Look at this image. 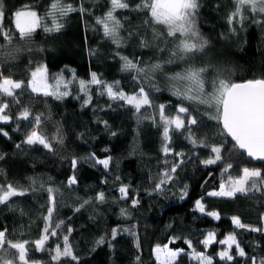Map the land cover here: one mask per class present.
Here are the masks:
<instances>
[{
    "label": "trees",
    "instance_id": "trees-1",
    "mask_svg": "<svg viewBox=\"0 0 264 264\" xmlns=\"http://www.w3.org/2000/svg\"><path fill=\"white\" fill-rule=\"evenodd\" d=\"M51 2L3 0L5 17L0 28L9 33L12 39L9 42L0 34V53L12 52L13 56L0 65L4 75L24 82V89L19 96L21 104L30 106L33 113H43L50 118V122L44 125L45 134L51 138L59 127L63 143L53 141L51 152L40 145L21 144L29 129L25 127L27 122L15 120L21 105L12 104L8 112L13 120L8 124H0V128L8 133V136L0 133V156L3 157L0 159V184L12 183L27 187L30 179L36 178L37 184L43 182L45 188H61L56 193L58 211L55 220L65 221V227L59 230L61 237L66 234L67 226L73 229L69 240L74 252L80 257L79 264H158L152 251L155 245L168 244L170 248H183L188 252L190 250L184 243V238H188L193 241L197 251H205L199 241L204 239L208 231H215L217 240L224 239L229 233H236L241 247L247 253L246 257H239L233 247L235 259L231 262L222 261L216 253L226 246L215 243L207 249V254L213 257V264H252L251 257H256L258 261L264 258V233L235 228L231 221L232 216H239L243 223L264 226L260 220L264 213V191H253L248 196L238 195L235 200L206 195L209 191L217 190L221 180L228 175L222 176V163L208 166L201 163L214 156L211 151L213 146L221 147L224 160L233 164L229 170L232 176L240 175L244 167L259 168L264 172V163H255L243 151L234 148V143L223 131L221 124L211 118L216 114L215 108L192 105V114L199 121L198 125L192 126V131L206 146L194 147L185 138L186 132L171 133L170 146L174 151L184 153V163L177 169L173 181L165 186V190L157 193L153 191L157 182L155 178L166 167L164 160L172 163L180 158L164 156L161 151L162 128L153 125L151 119L143 118L155 114L154 109L145 108L141 110L143 115L135 114L134 109L123 101H112L107 95H100L96 86H92V102L87 107H82L84 97L77 84L70 85L72 94L62 100L31 92L27 87L31 72L39 65H46L50 84L55 83L52 77L60 74L62 69L66 79L71 78L68 69H74L76 76L81 79L88 80L90 73L96 72L109 83L120 81V87L132 94L140 85L132 80L135 73L120 70L121 61L114 57L116 51L130 59L139 58L147 64L161 62L169 75L187 66L182 62L164 64L169 52L141 48L138 37L128 40L122 48L117 49L104 36L102 27L96 24V17H102L109 10V0H63L65 4L75 7L83 4L90 12H71L59 20L64 25L59 32H45L43 25L52 26V17L46 14ZM129 2L135 4L139 0ZM199 2L201 7L196 17L197 27L208 45L205 54H198L192 63L197 66L211 65L206 73V92L213 91L211 81L217 75L227 77L231 82L264 78V22H254L264 21V16L257 14L254 17L250 11H246L247 19L243 24H234L236 32L233 33L227 23V16L234 10V0ZM24 5L37 10L43 17L42 27L32 34L30 42L20 38L14 22L15 12ZM116 15L120 18L131 16L134 26L141 24L145 18L143 13H130L127 10H117ZM156 27L165 31L164 26ZM151 33L149 28L148 39H151ZM121 35L127 37V32L122 31ZM159 47L164 45L159 44ZM173 47V44L168 45L169 49ZM4 59L0 55V60ZM152 83L163 91H154L145 82L143 86L150 92V98L155 99L157 104H167L168 110L174 114L176 105L182 101L171 94L166 77L157 73ZM77 96L80 98L77 99ZM183 103L187 106L189 102ZM17 123L20 126L18 131L14 130ZM113 132L116 135L113 136ZM17 144H21V147L17 148ZM93 154L99 159L111 156L113 159L109 169L105 170L101 165L93 166L89 159ZM73 158L79 161L76 169L78 183L69 189L66 185L68 177L73 174ZM117 176L120 180L115 179ZM105 180L107 183L102 182ZM121 183L131 186L127 200H120L118 188ZM185 186L188 195L181 199ZM101 191L105 193V203H90L79 212L74 211L84 199L94 200ZM132 197L140 201L135 208L131 206ZM201 197L207 210L220 213V220L194 210L196 200ZM47 207L48 193L44 190L29 192L24 197H14L9 206L0 205V229L6 227L11 239H37L44 226L42 217ZM121 208L128 209L129 215L121 216ZM20 209L26 215L21 216ZM114 227L131 229L136 235L121 232L115 240H111V247L107 242L97 245L96 241L102 236L110 239ZM174 236L181 238L174 244L169 243ZM137 238L139 250L136 248ZM55 243L62 244V239L52 238L48 246L54 247ZM29 256L41 260L43 264H56L51 261L48 252H36L33 248ZM137 256L140 261L136 260ZM61 264L76 262L65 259ZM178 264L198 262L190 261L187 255H183Z\"/></svg>",
    "mask_w": 264,
    "mask_h": 264
},
{
    "label": "snow or ice",
    "instance_id": "snow-or-ice-1",
    "mask_svg": "<svg viewBox=\"0 0 264 264\" xmlns=\"http://www.w3.org/2000/svg\"><path fill=\"white\" fill-rule=\"evenodd\" d=\"M109 3V10L102 17H96V24L102 27L104 36L110 39L117 49L122 48L128 40L138 37L141 48H155L160 52H169L168 59L163 62L164 64L182 62L187 66L181 71L173 72L169 75L161 62L147 64L139 58L130 59L128 56L116 51L114 57H118L121 61L120 70L126 73H135L132 75V80L140 85L132 94L126 93L120 87V81L109 83L96 72H91L88 80L81 79L76 76L74 69H68L71 73L70 79L65 78L63 75L64 70L62 69L60 74L52 77L55 83L50 84L46 65H39L31 72V79L27 84L31 92L43 97L62 100L72 94L69 90L70 85L77 84L79 92L84 97L82 107H87L92 102V86H96L100 95H107L112 101H123L134 109L135 114L143 115L141 110L145 108L154 109L155 114L144 116L143 118L151 119L153 125L162 128L161 151L164 156L174 155L180 158L172 163H169L167 159L164 160L166 167L155 178L157 182L153 191L157 193H162L165 190V186L173 181L177 169L184 163V153L176 152L170 146L172 143L171 133L181 132L183 134L186 132L185 138L194 147L206 146L202 140L196 138L195 133L192 131V126L199 123L197 117L192 114L194 110L192 108L193 104L208 105L215 108L216 114L211 116V118L222 125L223 131L234 141V148L244 150L251 159L264 161V78L231 82L229 79L221 78L220 75H217L211 81L213 91L210 93L206 92V73H208L211 65L197 66L192 63L198 54H205V49L208 45V41L203 38L197 27L196 17L201 7L199 0H139V3L135 4L130 3L129 0H109ZM117 10H127L130 13L137 14L143 13L145 18L141 24L134 26L131 16L125 15L120 18L116 15ZM77 11L85 14L89 13L90 9L85 8L83 4L75 7L72 4H65L63 0H52L46 13L47 16L52 17V26L43 25L44 31L59 32L64 26L59 20L66 17L69 13ZM246 11H250L254 17L257 14L264 16V0H234V10L227 16V23L231 32H236L234 24H243L244 20L247 19L245 16ZM4 17L3 0H0V24H2ZM42 19L43 17L39 16L29 5H24L23 8L18 9L15 12V25L19 31L20 38L30 42L32 34L42 27ZM254 22L262 23L264 21L254 20ZM125 25H128V27H125ZM158 25L164 26L165 31L159 30L156 27ZM149 28L152 30L151 39L147 38V30ZM122 31L127 32V37L121 35ZM142 32H144V35H141ZM0 34L9 42L11 41V35L4 32L2 28H0ZM167 38L173 39L168 40ZM157 42L163 44L164 47H159ZM169 44H173L174 47L169 49ZM16 51L18 52L19 49ZM0 55L5 58L0 60V63L6 62L8 57L13 56L12 52L0 53ZM142 63H144V66H141ZM157 73L166 77L170 85L171 94L182 101L176 105L174 114L168 110L167 104H157L155 99L150 98V92L146 91L143 86L147 82L154 91H163V89L152 83ZM23 89V81L14 80L0 72V124H8L13 120V117L8 112L12 104L21 105V110L18 111L15 120L27 122L25 127L29 129L25 133V138L21 144L29 146L40 145L51 152L53 151V141L63 143L61 129L57 127L56 134L51 138L45 134L44 125L50 122V118L45 117L43 113H33L30 106L25 107L21 104L19 96L22 94ZM17 90H21V92H17ZM5 98H11V100ZM76 98L79 99L80 97L77 96ZM183 101L189 102L188 105L186 106ZM105 125L107 127V122H105ZM14 130H20L19 123H17V128ZM0 133L8 136V133L2 128H0ZM112 135L114 136L116 133L113 132ZM21 144H17L16 147L20 148ZM211 151L214 156L201 161V163L206 166L222 163L221 174L222 176L228 175L226 179L221 180L217 190L206 193L208 197L235 200L238 195L248 196L253 191H264V172L261 169L244 167L241 169V174L234 177L229 174L233 164L224 160L221 147L213 146ZM0 159H3V157L0 156ZM89 159L92 160L93 166L101 165L105 170H108L113 158L108 156L104 159H99L93 154ZM78 163L79 161L76 158L71 160L73 174L68 177L66 185L69 189L78 183L76 176ZM115 179L120 180V177L117 176ZM102 182L107 183L106 180ZM130 187V185L121 183L118 188L120 200L129 199ZM40 190L48 193V207L46 214L42 217L44 226L40 231L39 238L34 240H15L9 238V230L6 227L0 229V264H43L41 260L32 259L29 256L33 248L36 252H48L51 261L56 262V264H61L65 259L79 264L80 257L74 252L73 244L69 240L73 229L67 226L66 234L61 237L59 230L65 227V221L55 220V214L58 211L56 193L59 192V189L45 188L43 182L37 184L36 178H31L27 187L12 183L0 184V205L7 207L14 197H24L29 192L36 193ZM187 195L185 186L181 199ZM105 200V193L103 191L98 192L94 200L92 198L84 199L74 211L79 212L90 203L103 204ZM139 203V199L131 198V206L133 208L137 207ZM194 210L212 217L214 220L218 221L221 219L218 211L207 210L206 205L203 203V197L196 200ZM19 211L21 216L26 215L23 209ZM120 214L121 216H128V209L121 208ZM260 220L261 224L264 225V213L261 214ZM231 221L235 228L264 233V226L257 227L243 223L239 216H232ZM121 232L136 235L131 229L114 227L111 229L110 239L102 236L96 243L97 245H103L107 242L111 247V240H115ZM57 237L62 239V244L55 243L54 247H49V241ZM180 238L179 236H174L170 238L169 243L174 244ZM184 243L187 244L190 251L186 252L183 248L173 249L168 244L155 245L152 251L158 264H178L179 259L183 255H187L190 261L198 262V264H213V257L207 254V249L215 243L226 246L216 253L222 261L231 262L235 259L232 254L233 247H235L237 256H247L245 249L241 247V242L237 239V234L234 232L226 235L224 239L217 240V233L208 231L204 239L199 241L200 244L204 245L205 251H197L191 239L184 238ZM136 248L138 250L140 248L138 238ZM250 259L252 264H264V258L259 261L256 257H251ZM136 260L140 261V257L137 256Z\"/></svg>",
    "mask_w": 264,
    "mask_h": 264
},
{
    "label": "water",
    "instance_id": "water-1",
    "mask_svg": "<svg viewBox=\"0 0 264 264\" xmlns=\"http://www.w3.org/2000/svg\"><path fill=\"white\" fill-rule=\"evenodd\" d=\"M237 82H243V81H237ZM221 127H222V125H221ZM228 136V135H227ZM229 138H230V140L234 143V141L231 139V137L230 136H228ZM240 150V149H239ZM241 151H243L244 152V150H241ZM245 153V152H244ZM245 155H246V153H245ZM246 157L248 158V159H251V158H249L247 155H246ZM253 162H255V163H264V161H261V160H254V159H251Z\"/></svg>",
    "mask_w": 264,
    "mask_h": 264
},
{
    "label": "rangeland",
    "instance_id": "rangeland-1",
    "mask_svg": "<svg viewBox=\"0 0 264 264\" xmlns=\"http://www.w3.org/2000/svg\"><path fill=\"white\" fill-rule=\"evenodd\" d=\"M32 10H35V9H32ZM36 12H37V14L40 16V14H39V12L37 11V10H35ZM14 22H15V18H14ZM16 26V25H15ZM0 72H1V65H0ZM222 78H226L227 79V77H222ZM14 80H17V81H20L19 80V78H13ZM31 79V78H30ZM56 189H59V190H61V188L60 187H56Z\"/></svg>",
    "mask_w": 264,
    "mask_h": 264
}]
</instances>
